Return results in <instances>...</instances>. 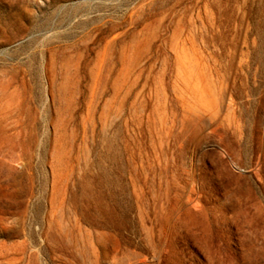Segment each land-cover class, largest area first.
I'll return each mask as SVG.
<instances>
[{
	"label": "rangeland",
	"instance_id": "obj_1",
	"mask_svg": "<svg viewBox=\"0 0 264 264\" xmlns=\"http://www.w3.org/2000/svg\"><path fill=\"white\" fill-rule=\"evenodd\" d=\"M0 264H264V0H0Z\"/></svg>",
	"mask_w": 264,
	"mask_h": 264
}]
</instances>
